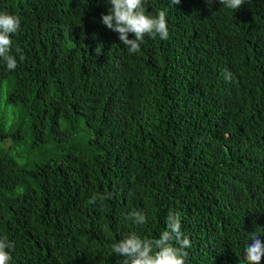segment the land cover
Wrapping results in <instances>:
<instances>
[{
  "label": "trees",
  "instance_id": "trees-1",
  "mask_svg": "<svg viewBox=\"0 0 264 264\" xmlns=\"http://www.w3.org/2000/svg\"><path fill=\"white\" fill-rule=\"evenodd\" d=\"M145 6L167 11L169 39L130 54L102 23L108 0H0L21 21L16 69L0 58L9 264H124L112 245L158 239L169 212L186 264H246L249 236L264 243V0Z\"/></svg>",
  "mask_w": 264,
  "mask_h": 264
},
{
  "label": "clouds",
  "instance_id": "clouds-1",
  "mask_svg": "<svg viewBox=\"0 0 264 264\" xmlns=\"http://www.w3.org/2000/svg\"><path fill=\"white\" fill-rule=\"evenodd\" d=\"M108 3L111 8L109 14L102 15V23L107 29L119 34V40L130 54L140 51L146 35L151 38L158 36L161 40L169 39L167 11L161 10L153 16L146 10V0H108ZM179 3L180 0H170L171 5ZM205 3L210 7L213 0H205ZM219 3L228 9L237 10L245 0H219ZM20 23L19 16L0 12V58L6 61L9 71L17 67V59L12 54L11 36L19 30ZM129 33L134 34L135 39H129ZM98 49L97 54L100 52ZM23 58L21 55L20 59ZM224 77L225 80L234 78L227 70ZM105 198H110V194ZM95 199L93 197L89 203H95ZM127 218L136 225L147 223L146 215L140 211L131 212ZM166 223L167 230L163 231L158 239H146L136 232H131L112 245V252L124 257V264H186V249L191 247V242L181 230L180 214L169 212ZM249 237L252 243L245 248L244 260L246 264H260L264 257V243L257 233ZM14 250V241H9L6 236L0 238V264H9Z\"/></svg>",
  "mask_w": 264,
  "mask_h": 264
}]
</instances>
